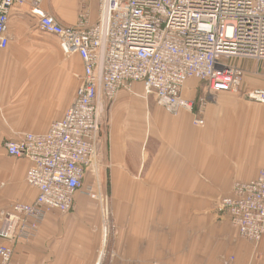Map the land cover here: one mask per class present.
<instances>
[{
    "label": "crops",
    "instance_id": "0c3cea01",
    "mask_svg": "<svg viewBox=\"0 0 264 264\" xmlns=\"http://www.w3.org/2000/svg\"><path fill=\"white\" fill-rule=\"evenodd\" d=\"M85 9L96 23L95 0H42L37 13L29 2L11 9L10 42L0 49L5 153L6 141L46 133L64 117L84 72L80 56L65 54L59 38L40 28V17L49 13L75 24ZM190 81L182 94L195 100L194 111L173 114L156 106V96L146 95L140 82L119 90L113 101L102 99L98 170L112 182L111 220L108 207L80 191L70 212L47 211L37 230L16 245V262L264 264V236L259 243L242 239L230 221L208 222L207 216L214 215L211 202L217 205L235 182L251 181L264 168V104ZM243 87L262 88L264 81L246 77ZM29 166L27 158L0 154V224L13 203L37 196L26 183Z\"/></svg>",
    "mask_w": 264,
    "mask_h": 264
},
{
    "label": "built area",
    "instance_id": "2783aa9c",
    "mask_svg": "<svg viewBox=\"0 0 264 264\" xmlns=\"http://www.w3.org/2000/svg\"><path fill=\"white\" fill-rule=\"evenodd\" d=\"M99 18L89 22L83 10L75 24L49 13L40 28L59 38L65 54L77 53L84 72L64 117L46 133H25L5 142L9 156L27 158L26 183L37 189L34 201L15 202L0 224V264L14 259L18 243L37 230L47 211L70 212L76 194L88 189L102 158L101 101H113L133 82L170 113L195 110L183 96L190 80L211 93H239L245 70L236 59L264 60V0H95ZM30 3L37 13L42 0H0V49L9 45L13 7ZM246 99L264 104V87L247 89ZM203 124L202 118H196ZM239 234L255 243L264 236V168L248 182H237L221 201Z\"/></svg>",
    "mask_w": 264,
    "mask_h": 264
},
{
    "label": "rangeland",
    "instance_id": "374dc122",
    "mask_svg": "<svg viewBox=\"0 0 264 264\" xmlns=\"http://www.w3.org/2000/svg\"><path fill=\"white\" fill-rule=\"evenodd\" d=\"M236 63L239 64L245 70L244 79L246 77H250V78L254 79L255 81H258V80L259 81H264V60H257V59H251V58H242V59H236ZM244 79H243V84H244ZM192 81L193 82H199V80H197V79L196 80H191L190 82H192ZM243 91H245L244 87L237 94L244 95ZM154 102H155L156 106H158L157 105L158 103L156 101H154ZM2 153H3V155L5 157H10L7 153H5L4 150L3 151L0 150V154H2ZM99 170H100V168H99ZM99 170L97 171L96 175L90 173L89 178H88V180L86 182V186H88V189H92L93 192L98 193V197L96 198V201L98 202L99 205H102V206H105V207L109 208V220H111V217H112L111 212H112V207H113V204H114V198L112 197V182L110 180V177H105V174L103 175L104 180H102V177H100V174H99ZM103 173H104V171H103ZM236 183L237 182H235L233 184V187H234V185ZM233 187H232V190H231L230 194L233 191ZM226 196H228V195H226ZM223 198L220 199V201L217 203V205L214 202L213 203L211 202V204L209 205L213 209L212 211H213L214 215L213 216L212 215H207V216L210 217V220H208V222H210V221H212V222H215V221L216 222H219V221H221V222L230 221V217L227 214L228 213L227 210L221 209V201L223 200ZM4 211L2 213L3 215L5 213ZM215 213H216V215H215ZM3 215H2V217H3ZM202 216H205V215L202 214ZM214 217H216V219ZM239 237L244 239L240 234H239Z\"/></svg>",
    "mask_w": 264,
    "mask_h": 264
}]
</instances>
